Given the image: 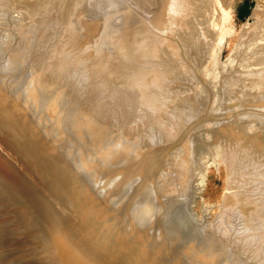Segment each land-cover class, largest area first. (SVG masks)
I'll use <instances>...</instances> for the list:
<instances>
[{
	"label": "bare ground",
	"instance_id": "bare-ground-1",
	"mask_svg": "<svg viewBox=\"0 0 264 264\" xmlns=\"http://www.w3.org/2000/svg\"><path fill=\"white\" fill-rule=\"evenodd\" d=\"M121 1L0 0V264H264V10L209 72L230 0Z\"/></svg>",
	"mask_w": 264,
	"mask_h": 264
},
{
	"label": "rangeland",
	"instance_id": "rangeland-1",
	"mask_svg": "<svg viewBox=\"0 0 264 264\" xmlns=\"http://www.w3.org/2000/svg\"><path fill=\"white\" fill-rule=\"evenodd\" d=\"M13 2H12V4H11V6H13L14 7V12L13 13H18V12H20L21 10L20 9H17V7L15 8V2L17 1V0H12ZM98 1V2H97ZM104 0H93V3H91V5L93 6H95V4H94V2L96 3V4H98L99 2L100 3H103L104 4V2H103ZM124 1V0H123ZM123 1H121V2H123ZM233 1H234V3H233ZM18 2V4L20 3V0H18L17 1ZM17 2H16V5H17ZM119 2H120V0H119ZM126 2V1H125ZM233 4H232V3ZM264 0H230L229 2H228V4H227V6L225 5L224 6V8H225V10H226V8H227V21L225 20L224 22H223V24L224 25H227L228 24V26H229V28L228 29H226V30H224V32H223V38L224 39H221L220 41H221V43H220V41H219V39L217 38V40H218V42L216 43V47H218L217 49L218 50H215V46L213 47V45H215V42H213V41H215V39H216V35L215 36H213L214 34H211V33H209V35H207V38L209 39V37H210V39H209V41H211V42H213L212 44V51L210 52L212 55H213V58H212V62H208V68L210 69L209 70V72H211L212 71V69H213V64L215 65V62H217L218 61V59H219V61L221 62V61H224V60H226L227 59V57H229V54H231V51L233 50V47H234V44L238 41V39H239V35L241 34V29H244V27L245 28H248V26L250 27L251 25H252V23H254L255 22V20H256V17H259L260 15L259 14H261V13H263V12H261L262 10H264ZM14 3V4H13ZM21 3H23V2H21ZM106 3V2H105ZM124 3V2H123ZM121 4L122 5V7L121 6H119V4L117 5V7H116V5L114 6L113 5V7L110 5L109 6V9L107 10V9H105L106 10V12H109V10L111 11V10H113V8L114 7H116V8H118V6H119V8L121 7V9L122 10H125V9H123V8H126L125 7V3L124 4ZM263 3V4H262ZM231 5V6H228V5ZM23 4H19V6L21 7ZM24 6V5H23ZM92 6H88V9L89 8H91ZM99 6H101V4H99ZM124 6V7H123ZM263 6V7H262ZM19 7V8H20ZM97 9H96V8ZM94 8L95 9H93L92 8V11L94 10H98L99 9V12H94L95 13V15H99V14H103V12H105L104 10H100V9H103L104 7L103 6H101L100 8L98 7V6H95ZM103 7V8H102ZM106 7H108L107 6V4H106ZM110 7H112V8H110ZM230 8V10H229V8ZM116 8H114V9H116ZM118 8V9H119ZM258 9V10H256V9ZM260 8V9H259ZM262 8V9H261ZM18 10V12H16L17 10ZM22 9V8H21ZM117 10V9H116ZM122 10H118L119 12L120 11H122ZM12 11H13V8H12ZM91 11V10H90ZM89 11V12H90ZM113 11H115V10H113ZM118 11H115L113 14H112V11H111V14L112 15H114L115 14V16L117 17V19L119 18L118 16L120 15V13L118 12ZM214 11V10H213ZM256 11L259 13H256ZM217 11L215 10V12L214 13H216ZM92 15H94L92 12H90ZM119 13V15H117ZM254 13H256V14H254ZM110 14V13H109ZM49 15V14H48ZM254 15V16H253ZM257 15V16H256ZM259 15V16H258ZM39 17H40V15H38ZM56 17L58 16V15H55ZM216 16V15H215ZM214 16V17H215ZM213 17V18H214ZM49 18H50V15H49ZM58 18L60 19V16H58ZM217 18V17H216ZM215 18V19H216ZM51 19V18H50ZM119 21V20H118ZM197 22H201V21H199V20H196ZM195 21V22H196ZM213 21H217V19L216 20H214L213 19ZM195 22H193V24L191 23L190 24V26L192 25H194V23ZM203 22V23H202ZM201 23L203 24L202 26L201 25H199V23H195L197 26H201L200 27V29L198 30L197 29V32L195 31V33L197 34L198 33V31H199V33L198 34H201V33H203V32H205L204 30H203V32L201 31L204 27L203 26H206V22L204 23V21H202ZM118 23V22H117ZM138 22H134L133 23V25L135 24H137ZM200 23V24H201ZM118 24H120V23H118ZM141 24V23H140ZM138 25H139V23H138ZM137 26V25H136ZM194 27V26H193ZM192 27V28H193ZM143 28V29H142ZM145 27H140V32H138V34H139V37H141V36H143V34H145V33H147V32H149L150 33V31H152V30H150V27H149V29H148V27L146 28V29H148V31L147 32H145L146 31V29H144ZM216 28V31L217 30H219V26H216L215 27ZM218 28V29H217ZM205 30H206V27L204 28ZM145 30V31H144ZM179 30V29H178ZM178 30L176 29V33L174 32V34L176 35V34H178L179 35V37L181 36V33H179L178 32ZM145 32V33H141V32ZM192 31V30H191ZM193 32V31H192ZM195 33H190V37H191V35L192 36H194V37H192V38H197V39H200L201 37V35H197V36H195L196 34ZM207 33V32H206ZM193 34H195V35H193ZM141 35V36H140ZM211 35V36H210ZM184 34H182V37H183V39H184ZM215 38L214 40H211V39H213V37ZM176 37L178 38V36L176 35ZM182 37L181 38H178V39H181L182 40ZM186 37V36H185ZM200 37V38H199ZM212 37V38H211ZM175 38V37H174ZM177 38H175V39H177ZM190 39V38H189ZM192 41H193V39H191ZM191 40H189V42L191 41ZM195 40V39H194ZM199 41V40H198ZM197 41V42H198ZM194 42H196V40L194 41ZM210 45H211V43H210ZM218 55V56H217ZM217 57H219L218 59H217ZM217 60V61H215V60ZM214 61V62H213ZM225 62V64H223L224 65V67L226 66V61H224ZM222 65V66H223ZM212 160H214V161H212ZM212 160H210V162H207L206 163V165H205V170L206 171H204V169H203V172L201 173V174H203L202 175V177H199V180H198V182L200 183L199 184V188H197V191H195V194H194V198L192 197V201H191V205H190V209H192L191 210V212L193 213V214H195L196 216H198V217H200V216H204V215H202L203 213L205 214L206 213V216L208 217V218H212L214 215H216V213H217V211L219 210V207H220V204H221V202H222V198H223V193H224V191H225V186H226V182H227V173H226V168H225V164H224V162L222 161V159H221V157H215L214 159H212ZM207 168V169H206ZM201 174L199 175V176H201ZM219 206V207H218ZM203 212V213H202Z\"/></svg>",
	"mask_w": 264,
	"mask_h": 264
}]
</instances>
